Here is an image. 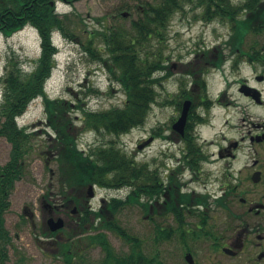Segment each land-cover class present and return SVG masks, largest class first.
<instances>
[{"label": "rangeland", "instance_id": "rangeland-1", "mask_svg": "<svg viewBox=\"0 0 264 264\" xmlns=\"http://www.w3.org/2000/svg\"><path fill=\"white\" fill-rule=\"evenodd\" d=\"M147 1L157 0H78L72 4L58 1L57 11L60 15L66 16L67 28L73 31L74 36H65L61 31L53 34V41L57 44L59 52L56 55L57 65L46 84L49 96L67 98L74 103L83 100L85 107L91 110L123 106L127 95L122 85L113 80L109 69L98 59L97 54L90 53L87 47L89 41L93 42L96 50L104 45L98 31L130 30L132 21L141 15ZM232 1L241 4L245 0ZM184 11L187 12H176L168 22L163 55L167 57L166 64L171 66L170 70L173 74L171 73L168 79L164 78L162 85L157 86V101L153 104L143 125L120 136L112 133L78 130L82 126V121L79 119L82 111L77 109L72 113L74 124L77 125L79 148L87 151L97 145L108 146L114 143L139 163H146L152 177H157L162 185L169 168L176 165V159H169L168 156L173 154L177 156V144L170 143L165 136L166 128L175 116L177 107L166 103V100L178 98L179 83L185 85L184 82L190 79L187 73L193 70L192 62L196 59L197 51L203 52L204 47L207 49L217 46L227 56L222 67L212 69L210 73V82L215 92L227 86L224 77H228L232 82L243 77L256 82L255 75L261 71L259 64L251 65L243 58H252L255 52L262 51L263 31L247 33L241 45L242 53H234L230 49L232 44L227 43L232 40L233 34L237 33V30L231 29V23L226 19V21L221 20L222 18L213 21L200 19L199 16H195L200 9L192 11L187 6ZM233 41L236 40L233 39ZM152 42V44H147V49L149 52H156L158 42L156 40ZM41 51V36L38 30L31 26H26L10 37L0 33V103L3 102L4 83L2 79L6 74L10 56L18 59L24 69L30 70L35 67V59L40 56ZM248 51L253 54L244 55V52ZM238 56H241V61L234 68L233 64ZM163 72L159 76H163ZM229 94L234 103L216 107L214 112L218 125L225 119H229L232 127L230 135L239 137L247 131L250 117L262 116L264 110L254 101L243 96L237 90V84L232 85ZM45 117L43 98L37 97L30 102L26 111L18 118L21 126H29L28 132L34 131L36 134L30 136L29 145L32 147L23 162V176L15 182L11 190L9 206L4 215L6 227L12 237L8 245V264H64L63 255H61L64 244L61 243L66 242L71 236L83 238L80 241L74 239V243H69L68 247L81 250L73 264H100L105 256L103 246L99 242L89 245L84 233L81 235L76 233L78 228H74L75 224L62 228L63 234H60L58 238L51 236L50 232L44 233L43 218L45 216L47 220L50 215L48 209L41 203V196L60 194L56 180L58 173L56 174L55 150L48 141L49 135L44 132V128H47L43 123ZM3 120L4 118L1 121ZM48 130L51 131V129ZM210 134H212L211 131ZM151 136L154 137L153 141L140 149L139 144ZM11 151L12 143L5 136L0 135L1 166L9 161ZM176 179L172 183H176ZM86 190L87 188L84 189ZM67 191L69 194L72 193L70 189ZM95 191L96 197L91 200L94 208L101 207L104 201L106 203L112 197L124 199L130 192L129 188L109 189L98 185ZM163 191L157 199L154 197L151 199L150 195H144L142 199L148 201L150 205H157L156 210L152 208V211L148 212L141 205L131 204L118 211L116 221L127 232L139 238L142 254L145 256L141 264H189L183 252L182 230L186 231V226L183 229L178 228L174 214L163 207L165 200ZM25 206H29L36 213L35 227L29 221V216L23 215ZM220 216L219 210H215L213 220L219 219ZM188 221L193 222V217L189 216ZM156 226L168 230L158 236ZM103 231L107 234L108 242L114 249V253L125 256L131 252L132 246L125 237L114 230L103 229ZM94 232L91 231V233ZM57 239L60 244H58L59 248H56L60 250V253L52 245ZM189 243L192 244V241L189 240ZM20 256L24 259H20Z\"/></svg>", "mask_w": 264, "mask_h": 264}, {"label": "trees", "instance_id": "trees-1", "mask_svg": "<svg viewBox=\"0 0 264 264\" xmlns=\"http://www.w3.org/2000/svg\"><path fill=\"white\" fill-rule=\"evenodd\" d=\"M6 6L10 5L0 4V30L11 35L26 24L34 25L41 36L42 51L39 58L35 59V67L30 71L24 69L18 59L10 56L6 74L2 79L4 88L3 102L0 104V135L12 143V151L9 161L0 165V264H8V245L12 241L4 216L9 206V195L15 182L23 176V162L32 147L29 145L30 136L36 134L34 131L28 132L27 126L19 127L16 117L22 115L30 102L37 97L43 98L46 113L43 123L51 129L44 128V132L49 135L48 141L55 150L58 173L56 180L60 194L78 200L90 184L109 189L129 188L130 191L126 198L112 197L96 210H81L80 226L76 233H84L89 245L99 242L103 246L105 256L100 264H141L145 256L142 254L139 238L127 232L115 217L120 209L131 204L141 205L148 212L152 211V205L142 199L144 195H150L151 199L159 198L163 190L162 182L157 177H152L146 163H139L112 142L108 146L97 145L87 151L79 148L77 131L91 130L120 136L146 122L153 104L157 101V86L162 85L163 79L167 77L166 70L170 72L171 66L166 64L167 57L163 55V46L168 22L176 12H187L184 9L188 6L192 11L200 9L195 13L200 19L209 21L217 17L229 21L232 28L237 30L232 40L227 42L232 44L234 51L241 49L247 33L264 27V19L259 18L257 0H245L241 4L232 0L147 1L141 15L132 21L130 30L98 31L104 45L96 50L93 42L89 41L87 49L90 53L97 54L98 59L109 69L113 80L122 85L127 95L123 106L104 110L86 108L83 100L74 103L63 97L52 98L46 92L45 85L57 64L58 49L53 42V31L59 30L65 36H74L73 31L67 28L66 16L57 14L54 6L47 1L35 5L26 3L21 14L16 4L11 12L5 9ZM245 8L249 10L248 15L240 17V11ZM152 40L158 42L156 52H149L147 49V44H152ZM162 72L164 75L159 76ZM166 103L179 108L182 97L168 98ZM77 109L82 111L79 118L82 126L78 130L72 116ZM173 181L174 179L171 180ZM68 189L72 191L71 195ZM153 206L155 210L158 208L155 204ZM167 211L174 214L178 228L183 229L184 213L176 205L168 206ZM156 227L158 236L168 230ZM103 229L114 230L125 237L132 246L131 252L125 256L114 253ZM182 231V235L186 236V231ZM69 239L73 242L64 243L61 250L64 264H73L81 253L80 249L79 251L68 246L76 239L80 241L83 238L71 236ZM20 259L23 260L24 257L20 256Z\"/></svg>", "mask_w": 264, "mask_h": 264}, {"label": "flooded vegetation", "instance_id": "flooded-vegetation-1", "mask_svg": "<svg viewBox=\"0 0 264 264\" xmlns=\"http://www.w3.org/2000/svg\"><path fill=\"white\" fill-rule=\"evenodd\" d=\"M45 1L51 5L58 1L71 2L0 0V4H9L5 8L9 12L14 11L16 4L21 14L26 3L35 5ZM257 6L259 18L264 19V0H258ZM243 12L248 15L249 10L245 8ZM261 48L255 59L247 61L261 67L255 75L256 82L246 77L232 82L224 77L227 86L215 92L210 73L224 64H218L219 55L225 59L227 56L213 46L204 47L203 52L195 55L196 59L192 62L194 68L187 73L190 79L184 82L185 85L179 83L178 97H183V102L191 100V104L182 131H175L173 124L182 116L183 102L166 128V138L170 143L177 144V156H168L169 159H176V165L169 168L162 185L165 194L163 207L168 210V206L176 205L184 213L187 236L183 239V252L185 256L192 254V264H264V115L250 117L247 131L234 137L230 135L232 127L229 119L218 125L214 112L216 107L234 103L229 94L234 84H237L239 92L244 86L256 89L250 90V94L258 95L259 101L253 95L240 93L264 110V46ZM244 53L247 55V52ZM169 77L171 75L167 79ZM172 179H176V183H172ZM89 194L87 189L78 200L67 195L43 194L41 203L48 209L49 218L64 219V228L72 224H75L74 228H79L81 210H96ZM215 210L221 213L217 220H213ZM23 214L29 216L31 224L34 223V211L26 207ZM189 216L193 217V222L188 221ZM49 218H43L44 232L50 227ZM51 234L58 238L63 233L56 231ZM69 238L66 242L71 241ZM58 244V239L52 243L55 248H59ZM57 248L55 250L60 253Z\"/></svg>", "mask_w": 264, "mask_h": 264}, {"label": "water", "instance_id": "water-1", "mask_svg": "<svg viewBox=\"0 0 264 264\" xmlns=\"http://www.w3.org/2000/svg\"><path fill=\"white\" fill-rule=\"evenodd\" d=\"M240 90H241V92L245 93L246 95H251V96L253 95V97H254L257 101H259V96H258V95H256V94H250V93H251L250 90H256V89L251 88V87H247V86H246V88L243 87V88H241ZM257 91H258V90H257ZM190 104H191V101H189V100H186V101L184 102L182 116H181V117L176 121V123L174 124V128H175L176 130H178V131H182V130H183L184 123H185V120H186V117H187V114H188V110H189ZM152 140H153V137L148 138V139L145 140L143 143L139 144V148H140V149L143 148L145 145L149 144ZM93 187H94L93 185H90V186H89V191H90V194H89V195H90V196H93V193H92V191H93ZM49 223H50V225H51L52 230H57V229H60V228L63 227V225H64V220H63L62 218H59V219H57V220L51 218V219L49 220ZM186 259H187L189 262H191V263L193 262V259H192V255H191V254H188V255L186 256Z\"/></svg>", "mask_w": 264, "mask_h": 264}, {"label": "bare ground", "instance_id": "bare-ground-1", "mask_svg": "<svg viewBox=\"0 0 264 264\" xmlns=\"http://www.w3.org/2000/svg\"><path fill=\"white\" fill-rule=\"evenodd\" d=\"M258 1V0H257ZM54 6V5H53ZM55 7V6H54ZM55 12L57 13V14H59L56 10H55ZM60 15V14H59ZM189 109H190V107H189ZM19 116H21V115H19Z\"/></svg>", "mask_w": 264, "mask_h": 264}]
</instances>
